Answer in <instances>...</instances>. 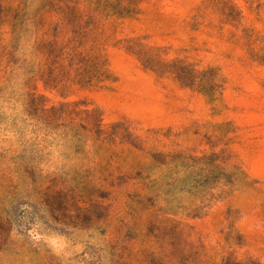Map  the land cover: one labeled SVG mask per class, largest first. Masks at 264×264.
<instances>
[{
	"label": "rangeland",
	"instance_id": "374dc122",
	"mask_svg": "<svg viewBox=\"0 0 264 264\" xmlns=\"http://www.w3.org/2000/svg\"><path fill=\"white\" fill-rule=\"evenodd\" d=\"M0 264H264V0H0Z\"/></svg>",
	"mask_w": 264,
	"mask_h": 264
}]
</instances>
